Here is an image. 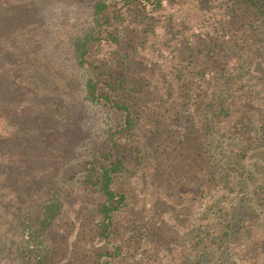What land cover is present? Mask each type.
Here are the masks:
<instances>
[{
  "label": "trees",
  "instance_id": "16d2710c",
  "mask_svg": "<svg viewBox=\"0 0 264 264\" xmlns=\"http://www.w3.org/2000/svg\"><path fill=\"white\" fill-rule=\"evenodd\" d=\"M57 1L90 9L86 23L70 34L68 46L85 73L83 99L114 109L119 117L107 129V150L71 157L58 167L56 182L63 191L49 192L35 220L24 219L21 213L28 193L20 173L0 160V227L16 218L10 230L20 238L13 240L12 259L82 264V238L92 249L93 264L121 259L115 215L126 206V195L114 184L131 160L125 142L144 119L142 110L127 101L137 84L110 67L115 69L120 60L114 48L124 30L137 26L141 41L137 48L154 63L149 68L153 71L149 92L156 102L146 107L154 116L160 115L159 144L171 141L181 129L178 138H191L196 158L205 160L196 165L200 170L207 166L213 174L200 187L198 220L186 218L188 224L182 228L187 229L173 240L202 248L195 264H234L237 255L230 250L238 243L259 248L258 264H264V0ZM183 143L176 147L179 154L184 152ZM5 214L15 218L8 222ZM62 221L64 240L49 241ZM1 230L0 249L7 245ZM145 230L139 228L137 233ZM153 234L159 245L169 239ZM187 236H195L193 245L183 240ZM145 258L140 252L129 256L131 264H146Z\"/></svg>",
  "mask_w": 264,
  "mask_h": 264
},
{
  "label": "rangeland",
  "instance_id": "374dc122",
  "mask_svg": "<svg viewBox=\"0 0 264 264\" xmlns=\"http://www.w3.org/2000/svg\"><path fill=\"white\" fill-rule=\"evenodd\" d=\"M23 1L0 0V160L12 164L20 173L25 182L23 190L28 193L21 213L24 219L35 220L49 192L63 191L56 182L58 167L71 157L80 159L95 150H107V129L119 115L114 109L83 99L85 73L68 46L70 34L86 23L90 9L74 2ZM136 28L124 30L125 35L114 48L116 59L120 60H116L115 69L110 67L116 74H125L129 83L137 84L127 101L142 110L144 119L125 142L131 160L114 184L117 191L126 195V206L115 215L122 257L110 264H131L129 256L139 252L146 256V264H195L202 250L194 249L195 236L182 237L192 247L173 238H179L187 229L186 218L198 220L200 187L213 174L209 175L207 166L206 170L199 169L197 165H203L205 160L196 158L191 138H178L181 129L171 141L159 144L162 138L156 128L160 115L154 116L146 107L156 102V96L149 92L153 72L149 68L154 63L137 48L141 41ZM127 52L129 56L125 55ZM155 107L159 110V104ZM180 143L185 146L182 154L176 151ZM227 147L230 146L226 144ZM5 215L8 222L15 218ZM13 223L3 222L0 227L5 234L2 241L7 242L0 249V264H29L27 257L23 260L21 255L19 260L12 259L16 246L13 240L18 236V232L10 230ZM145 227L144 232L137 233ZM64 229L66 223L62 221L48 240H64ZM153 232L169 239L159 245ZM86 240H80L79 256L82 264H93L92 249L86 247ZM230 252L237 255L233 257L237 260L234 264L260 261L259 248L238 243Z\"/></svg>",
  "mask_w": 264,
  "mask_h": 264
}]
</instances>
